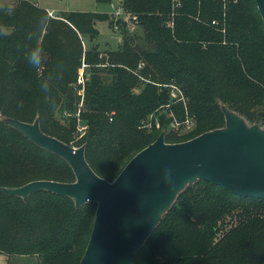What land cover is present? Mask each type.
<instances>
[{"label": "trees", "instance_id": "16d2710c", "mask_svg": "<svg viewBox=\"0 0 264 264\" xmlns=\"http://www.w3.org/2000/svg\"><path fill=\"white\" fill-rule=\"evenodd\" d=\"M121 7L135 15L142 40L108 12L50 15L31 0L0 6V115L37 120L44 133L82 146L108 181L161 132L179 142L223 127L222 105L264 126V24L254 0H122ZM98 21L118 24L117 47H84L83 37L98 35ZM165 106L169 113L160 112ZM77 111L86 126L78 138ZM185 111L193 128L165 131L170 113ZM153 112L158 125L144 126ZM36 179L75 176L64 159L0 120V253L78 264L96 202L75 206L48 190L25 198L1 190ZM130 264H264V199L202 179L189 183Z\"/></svg>", "mask_w": 264, "mask_h": 264}, {"label": "water", "instance_id": "95a60500", "mask_svg": "<svg viewBox=\"0 0 264 264\" xmlns=\"http://www.w3.org/2000/svg\"><path fill=\"white\" fill-rule=\"evenodd\" d=\"M254 1L264 24V0ZM222 109L223 127L179 142H166L161 132L111 181L91 169L82 146L44 133L37 120L6 118L37 146L64 159L75 180L36 179L1 190L23 198L48 190L71 197L75 206L95 201L92 228L78 264H130L186 184L202 179L238 196L264 199V132L223 105Z\"/></svg>", "mask_w": 264, "mask_h": 264}, {"label": "rangeland", "instance_id": "374dc122", "mask_svg": "<svg viewBox=\"0 0 264 264\" xmlns=\"http://www.w3.org/2000/svg\"><path fill=\"white\" fill-rule=\"evenodd\" d=\"M15 0H0V6H8L12 4ZM36 2L42 7H48L52 8L54 11L52 12V15H57L61 11L65 10H83V11H100V12H108L109 15L111 14L112 19H115V15L112 13L116 8L119 7V5H122V0H31ZM120 25H124L126 30L130 33L137 34L136 36L142 40L143 34L142 29L138 22L136 23L135 19H120ZM125 21V23H123ZM171 22V21H170ZM97 27L99 29V33L96 36L94 40L91 42L83 37V45L84 47H88L90 44L94 43V41L98 44V49L100 51H103L105 48L111 49L118 46V37L119 33L114 28V23L112 24V27H109L107 21H98ZM102 54V53H100ZM82 70L80 71V75L82 74ZM173 89V91L176 93L175 96L178 95L179 90L174 86L170 85V91ZM137 90V89H136ZM81 92V91H80ZM171 95V93H170ZM172 96L171 97H175ZM175 101V99L172 101V103ZM169 105V104H167ZM160 112H168L165 108L161 109ZM79 111L75 113L76 117V124L78 127H76V138L80 137L82 135L83 129H85V125H83V122L81 121L80 117L78 116ZM69 115V114H66ZM172 118L169 120L168 124L166 125L165 131H168V129H173L177 133H184L190 129L193 128V123L191 122V118L188 115V113L185 111L184 115L179 118H176V116L172 113ZM248 125H256L261 131L264 132V126L256 121H248L247 119L243 118ZM0 120L3 122H9V120L6 121V118L0 115ZM156 123L158 125V118L157 114L154 112L149 114L146 120V124L144 126H148L147 124H150V122ZM10 124V123H8ZM11 125V124H10ZM74 133V132H73ZM187 185V184H186ZM0 264H38L37 258L35 255H6L4 253H0Z\"/></svg>", "mask_w": 264, "mask_h": 264}, {"label": "built area", "instance_id": "2783aa9c", "mask_svg": "<svg viewBox=\"0 0 264 264\" xmlns=\"http://www.w3.org/2000/svg\"><path fill=\"white\" fill-rule=\"evenodd\" d=\"M48 13L50 15H52V12L51 11H48ZM114 15H115V20H118V19H135V15H131L128 11L124 10L121 5H119L118 8H116L113 12H112ZM215 21H212V23H214ZM114 28L117 30L118 28V24L115 23L114 24ZM118 41H120V36L118 37ZM171 95L172 96H175V92L173 91V89L171 90ZM192 122V121H191ZM193 123V122H192Z\"/></svg>", "mask_w": 264, "mask_h": 264}, {"label": "crops", "instance_id": "0c3cea01", "mask_svg": "<svg viewBox=\"0 0 264 264\" xmlns=\"http://www.w3.org/2000/svg\"><path fill=\"white\" fill-rule=\"evenodd\" d=\"M47 11L53 12L54 10L52 8L44 7Z\"/></svg>", "mask_w": 264, "mask_h": 264}]
</instances>
